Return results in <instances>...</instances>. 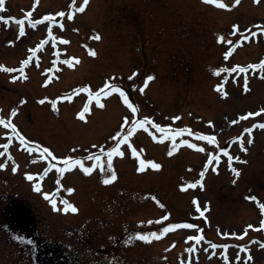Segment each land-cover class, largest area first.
I'll return each instance as SVG.
<instances>
[{
	"label": "rangeland",
	"instance_id": "rangeland-1",
	"mask_svg": "<svg viewBox=\"0 0 264 264\" xmlns=\"http://www.w3.org/2000/svg\"><path fill=\"white\" fill-rule=\"evenodd\" d=\"M221 2L229 7L205 0H89L82 13L77 9L83 6V0H75L76 9L72 8L73 0L9 2L5 12L8 16L32 12L35 21L48 15L53 20L37 21L38 31H30L26 28L30 20L21 18L26 26L24 35L17 26L7 31L0 24V65L13 68L29 58L28 49L43 41L42 32L49 28L57 31V36L69 37L70 43L57 49L66 57L77 58L72 60L77 62L75 67L62 61L51 65L57 54L49 48L41 59V70L37 66L32 69L31 64L27 67V80L14 81V75L0 73V116L15 123L26 141L35 145L34 154L26 151L33 155L29 158L18 149L10 150L15 159L9 156L12 163L20 164L17 171H22L16 173L18 179L11 166L0 168V191L8 195V202L15 200L14 214L18 211L27 217L29 225L36 224L41 237L62 240L79 254L86 253L83 259L88 264H185L190 256L196 264H217L208 256L206 261L190 253L189 249L203 250V245L188 237L202 234L214 243L218 239L239 241L246 236L248 239L254 228L257 236L264 239V210L259 206L264 203V132L257 127L251 133L245 131L262 123L264 112L242 119L249 111L264 109V77L260 70L256 73L251 68L247 73L237 69L217 75L214 71L236 65L248 67L258 64L264 56L260 37L264 32L257 28L264 27V0ZM61 11L64 16L58 15ZM234 25L240 27L239 32ZM247 29L258 35L242 40L250 34ZM140 30L142 37L137 34ZM97 33L101 37L98 40L94 39ZM220 36L225 40L221 41ZM228 40L233 43L228 44ZM89 49L97 55H91ZM228 52L231 55H226ZM149 75L154 79L141 92ZM245 75L248 91L244 89ZM109 81L123 87L138 107L137 113H132L118 92L102 97L105 107L100 108L94 99L88 103V92L80 91L90 86L95 93ZM217 85L222 86L220 91ZM225 90L229 93L226 98ZM45 97L49 99L41 104ZM53 100L57 102L56 109ZM85 106L90 111L82 119L78 114ZM13 109H18L15 117L11 115ZM126 116H147L166 131L161 133L151 124L138 129L130 137V144L121 145L125 155L113 156L111 169L104 156L99 162L103 170L97 166L91 174L79 165L63 174L58 171L64 164L58 158L67 156L83 158L89 167L97 165L87 156L99 154L100 147L114 145V138L130 127V123L123 122ZM176 116L180 119H174ZM182 129L190 131L181 132ZM9 130L12 131L10 127ZM2 132L0 128V146ZM196 133L214 136L217 142L201 140ZM238 136L243 137L244 144L249 137L253 140L246 155L237 152L241 154V164L231 160L240 173L233 177L235 172L229 163L225 164L224 152L220 151L225 149L235 157L233 146L240 144ZM185 140L198 147L191 148L183 143ZM173 146L176 150L169 155ZM132 147L137 155H133ZM37 148H49L52 155L40 154ZM0 153L5 160L7 154L1 147ZM213 156L219 159L209 165ZM141 159L162 167L154 169L146 163L144 171H140ZM113 170L117 179L105 184L106 174ZM23 171L33 174L34 179L29 180ZM42 172L46 176L39 174ZM37 183L40 191L36 190ZM69 188L75 191L69 193ZM45 193L61 201L59 211L49 206L52 203ZM64 199L78 212L63 211ZM165 216L167 220L162 219ZM169 224L197 227H178L163 233ZM138 232L163 234L150 243L135 238L129 243V238ZM30 237L34 235L30 233ZM114 237L118 239L115 242ZM6 238L7 234L0 230V264H30L28 253L9 245ZM90 242L95 245L97 260ZM254 253L260 263L264 262L263 250Z\"/></svg>",
	"mask_w": 264,
	"mask_h": 264
},
{
	"label": "snow or ice",
	"instance_id": "snow-or-ice-1",
	"mask_svg": "<svg viewBox=\"0 0 264 264\" xmlns=\"http://www.w3.org/2000/svg\"><path fill=\"white\" fill-rule=\"evenodd\" d=\"M38 2V0H37ZM206 3H209V4H218L220 7H223V8H227L229 7V5L227 4H224L221 2V0H205ZM257 3L260 2V0H256ZM89 3V0H83V6H80L77 10L79 12H84L85 11V8L86 6L88 5ZM235 3L236 4H239L240 3V0H235ZM4 6H5V0H0V12H2L4 10ZM72 8L76 9V5H75V0H73V4H72ZM59 16H64L65 13L63 11H61L60 13H58ZM74 15V13H73ZM28 17L31 18L32 17V12H29L28 13ZM6 18L3 16V15H0V20H5ZM10 19H16L15 17H12ZM44 20H48V21H52L53 20V17L51 15H48V16H45L44 17ZM17 23H19L21 25L20 27V35H24V32H25V29L23 27L25 21L24 20H18ZM30 23L32 24L33 27L36 26L37 24V21L35 20H31L30 19ZM60 27L63 28L64 25L63 23L60 24ZM234 28L236 29L237 32L240 31V27L238 25H234ZM258 30L260 32H264V27H261V26H257ZM247 32H249L250 34L249 35H244L242 37V40H250L252 37H255L258 35V32L257 31H253L251 29H247L246 30ZM49 35H51V28H49ZM100 35L97 33L95 34L94 36V39H100ZM219 39L221 41H224L225 40V37L224 36H220ZM65 43H68V41H64ZM228 44H232L233 41L232 40H228L227 41ZM87 47V45H85ZM234 50V49H233ZM33 52L36 51V49H33L32 50ZM91 55L95 56L97 55L96 51L94 49H89ZM226 55H231V52H228L226 53ZM73 59H77L75 57H72L71 59H66L64 61L65 64L69 65V66H72V67H75V65L72 64V60ZM30 60H31V57L27 58V59H24L22 64L23 66H27L29 63H30ZM0 68H3L5 71L7 72H16V71H19L22 75H23V67H21L20 69H15V68H5L3 65H0ZM249 68L253 69V70H256V69H259L260 70V75L262 77H264V60H262L261 62H259L258 64L254 63V64H251L249 65L248 67H243V66H240V65H236L235 68H231V69H225V68H217L215 69V73L217 75H219L221 72L223 71H227L229 73L231 72H235L237 69H239L240 72L242 73H247ZM23 78L25 80L28 79L27 75H23ZM12 79L15 81L17 79H19L18 76H13ZM154 79V77L152 75H149L147 77V80L146 82L144 83V87L140 89L141 92L144 91L145 88L148 87V82L149 81H152ZM47 83V81L45 82ZM106 89H108L106 91ZM222 89V86L221 85H217V90L220 91ZM244 89L245 91H248L249 90V84H248V79H247V75H245L244 77ZM80 91H86L88 92V95H89V101L88 103L91 104L92 100L94 99L96 101V104L100 107V108H103L105 107L104 103L102 102V97L104 96H108L111 94V92H118L119 95L123 98V102L131 109L132 113H137L139 111L138 107L135 106L129 99L128 97V94L127 92L123 89V87H120L118 85H115L113 84L111 81H109V83H107L104 87L100 88L98 91H96L95 93L92 92L90 86L89 87H85V88H82L80 89ZM229 95V93L225 90L223 91V96L226 98L227 96ZM49 99L48 97H45L44 99H41L40 100V103L43 104L45 102V100ZM63 99V97H62ZM25 101H21V103H24ZM56 101L53 100L52 101V106L54 109H56ZM58 111V109H57ZM90 111V108L88 106H85L84 109L78 114L82 119L85 118V113L89 112ZM18 112V109H13L11 115L13 117L16 116ZM261 112H264V109H261L259 112H251L249 111L247 113V116L245 117H242V119H246L247 117H251V116H258L260 115ZM174 119L176 120H179L180 117L179 116H176L174 117ZM131 121V122H130ZM124 124L125 125H129L130 123V127H128L126 130H125V134L122 136V139L121 138H114V145L109 147L108 149H105L103 147H100V152L99 154H89L87 156V160L89 161H92V160H95L97 161V165H94L92 167H89V166H86L85 165V162H84V159L83 158H75L73 156H67V157H64V158H58V159H63V163H64V167H59L58 168V171L63 174L64 172H66L67 170L69 169H72V168H75L77 165H79V167L81 169H83V171L87 174H91L94 170H95V167L99 166L101 167V169L103 170V165L100 164L99 162L101 161L102 157L106 156L107 157V164H108V168L111 169L112 168V158L113 156H120V157H123L125 155V152L121 150V145L122 144H125V143H128L130 144L131 141H130V137L136 133V131L140 128H147L148 125H153L154 128L156 130H158L159 132L163 133L166 131L165 127H163L161 124L159 123H155L154 121L150 120L149 117L145 116L143 117V119H139V118H136V119H132L128 116L124 117ZM233 124L236 123L235 120L232 121ZM0 124H3V125H6L7 127H10L12 129V131L16 134V136L19 137L20 139V142L23 144V143H26V137L23 136L20 131L17 129V125L15 123H10L9 120L7 119H4L2 116H0ZM255 127H259L261 129H264V123H259L258 125H253L252 128H248L246 129L245 131L248 132V133H251L253 131V128ZM170 130V129H168ZM183 131H190L188 129H182L181 132ZM197 137L201 140H206V141H209L211 143H216V138L214 136H211V135H204L202 133H196ZM119 136V134H118ZM160 139L162 140L163 137H160ZM175 138L173 137V140ZM237 140L240 141V148L243 149L244 152H247L248 151V148L245 147L244 145V139L243 137H237ZM184 144H187L189 145L191 148L193 149H196L198 146L197 144L195 143H189V141L185 140L183 141ZM248 143H252L251 140L248 141ZM95 147V146H94ZM176 149H175V146H173V149L172 151L169 152V155L172 154V152H174ZM42 151L48 155H52L51 151L49 148H42ZM73 152L76 151V149H72ZM132 153L133 155H137V151H136V148L135 147H132ZM2 154V153H0ZM11 158V157H10ZM46 158V157H45ZM219 157H216V156H213L209 161H208V164L211 165L213 163L214 160H218ZM229 159V162H231L232 159H235L237 161H239L241 158L239 156H235V157H232V156H229L228 157ZM148 163V164H151V167L154 168V169H160L162 167L161 164L159 163H156L154 161H145L143 159L140 160V171H144V166L145 164ZM7 164L6 163H0V168H7ZM19 166L16 165V168H18ZM15 170V169H14ZM233 171L236 173V175L238 176L240 173L237 169L233 168ZM204 173L202 172L201 173V177H203ZM27 178L29 180H33L34 179V176L33 174L31 173H28L27 174ZM117 179V175L115 173V171H111L109 173L106 174L105 176V179H104V183L105 184H109L111 182H114L115 180ZM201 185H202V180L200 181ZM192 187H195L196 185L195 184H192L191 185ZM61 187H63V185H61ZM36 190L37 191H40L41 190V185L39 183L36 184ZM66 191H68L69 193L75 191V189H66ZM45 197L50 199L51 200V203L53 205V207L59 211L60 208L57 207L58 203H61V201H58L57 199L55 198H52L51 195L49 193H45ZM250 199H253L255 200L256 197L255 196H251L249 197ZM152 199H156L155 197H152ZM157 203H159V201H157ZM259 203V202H258ZM62 204H63V211L65 212H68L69 209L75 213V212H78V208L69 202V200L67 199H64L62 200ZM196 205H197V208H200V204H199V201L197 200L196 201ZM163 207V205H161ZM261 210H264V203H260L259 204ZM201 215H203V212L200 213ZM206 218V217H205ZM162 219L164 220H167L168 217L165 216L163 217ZM148 223H152V221H148ZM178 227H187V228H195L197 227L195 224H186V225H178V224H169L168 227H164L163 228V233H167L169 232L170 230L172 229H176ZM249 227L251 228L252 225H249ZM203 232V230L201 229V233ZM163 233H157V232H149V233H143V232H138L136 233L135 237H130L129 238V243H131L132 239H139V240H142L144 242H148L150 243L153 239H158L160 238V236L163 234ZM204 237L203 235H199V236H190L188 237V239L190 240H196V241H200L202 240ZM17 239H20V237H17ZM31 243V242H29ZM264 246V245H262ZM213 247H216V245H213ZM189 251H192V249H189ZM251 259V257H249Z\"/></svg>",
	"mask_w": 264,
	"mask_h": 264
},
{
	"label": "trees",
	"instance_id": "trees-1",
	"mask_svg": "<svg viewBox=\"0 0 264 264\" xmlns=\"http://www.w3.org/2000/svg\"><path fill=\"white\" fill-rule=\"evenodd\" d=\"M68 264H73V262L71 261V263L70 262H67Z\"/></svg>",
	"mask_w": 264,
	"mask_h": 264
}]
</instances>
